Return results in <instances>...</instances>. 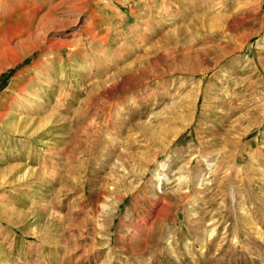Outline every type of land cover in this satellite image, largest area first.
<instances>
[{"label":"rangeland","instance_id":"obj_1","mask_svg":"<svg viewBox=\"0 0 264 264\" xmlns=\"http://www.w3.org/2000/svg\"><path fill=\"white\" fill-rule=\"evenodd\" d=\"M29 1L0 0V264H264V0Z\"/></svg>","mask_w":264,"mask_h":264},{"label":"bare ground","instance_id":"obj_2","mask_svg":"<svg viewBox=\"0 0 264 264\" xmlns=\"http://www.w3.org/2000/svg\"><path fill=\"white\" fill-rule=\"evenodd\" d=\"M24 1V0H23ZM32 1L33 0H30L29 2H27V4H25V6H24V8H27V9H29V8H31V7H29L30 6V3H32ZM39 1V0H38ZM41 1V3L39 4V9H42V8H44V5H42V2H43V0H40ZM260 1V0H259ZM47 2H48V0H47ZM46 2V4H48V6H49V8H53L54 6H53V3H52V1H49L48 3ZM186 2V1H185ZM24 3V2H23ZM34 3H35V1H34ZM38 3V2H37ZM44 3V2H43ZM45 4V3H44ZM33 5V4H32ZM35 6V5H34ZM53 6V7H52ZM20 8V7H19ZM37 8V7H36ZM33 9V8H32ZM50 9V10H51ZM31 10V9H30ZM49 10V11H50ZM34 10H32V12H33ZM43 11V10H42ZM51 12V11H50ZM44 45V43L43 44H41L40 46H43ZM36 49V48H35ZM38 50H39V47L37 48ZM41 50V49H40ZM43 52V51H42ZM28 55V54H27ZM0 116H2L1 114H0ZM0 119L2 120V119H4V116H2V117H0ZM15 132V131H14ZM200 144V143H199Z\"/></svg>","mask_w":264,"mask_h":264}]
</instances>
